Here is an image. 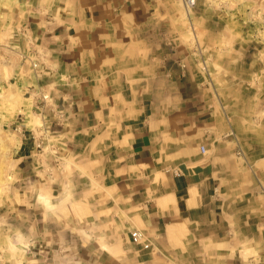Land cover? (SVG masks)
Here are the masks:
<instances>
[{
	"label": "rangeland",
	"instance_id": "1",
	"mask_svg": "<svg viewBox=\"0 0 264 264\" xmlns=\"http://www.w3.org/2000/svg\"><path fill=\"white\" fill-rule=\"evenodd\" d=\"M23 2L0 0V264H119V257L152 264L162 245L142 248L131 232L152 238L144 201L160 192L152 187L163 174L151 186H144L147 178L136 185L119 172L117 158L88 142L92 135L75 133L85 116L66 112L64 100L46 90L53 86L44 74L48 51L37 48L41 41L30 29L37 18L28 12L37 4ZM154 5L141 33L144 41H169V59L157 70L178 76L168 84L190 88L191 97L204 98L197 87H206L213 110L229 117L228 135L214 133L202 154H228L216 158L224 173L223 213L237 219L231 246L218 244L217 254L210 244L207 254H171L170 264H264V0ZM163 96L141 95L146 105ZM169 240L182 245L173 232Z\"/></svg>",
	"mask_w": 264,
	"mask_h": 264
},
{
	"label": "crops",
	"instance_id": "2",
	"mask_svg": "<svg viewBox=\"0 0 264 264\" xmlns=\"http://www.w3.org/2000/svg\"><path fill=\"white\" fill-rule=\"evenodd\" d=\"M30 1L37 4L28 9L37 18L30 29L41 41L37 48L48 51L44 74L53 86L45 89L64 100L66 112L78 109L85 116L74 124L79 127L75 133L92 135L88 142L103 157L117 158L119 172L136 178V185L147 178L144 186H151L163 174L159 187H152L160 192L145 199L142 215L152 235L150 244L162 245L152 264H170L171 254H217L222 251L218 244L231 246L232 221L237 219L233 213L224 216V173L216 161L228 154L210 158L200 150L214 133L225 138L231 123L213 110L206 87H197L204 98L191 97L190 88L168 84L178 76L157 70V62L169 59V41H144L141 33L156 12L157 0L23 3ZM158 80L163 87L158 88ZM157 93L164 95L158 104L146 105L145 99ZM172 231L182 245H171ZM116 259L126 264L125 258Z\"/></svg>",
	"mask_w": 264,
	"mask_h": 264
},
{
	"label": "built area",
	"instance_id": "3",
	"mask_svg": "<svg viewBox=\"0 0 264 264\" xmlns=\"http://www.w3.org/2000/svg\"><path fill=\"white\" fill-rule=\"evenodd\" d=\"M185 5L188 7V8H191L195 5L196 3V0H183ZM38 64L37 63H34V67H37ZM48 97V95H44V98L46 99ZM200 150L201 152L203 153H206L207 152V147L205 144H202L200 146ZM131 239L133 241V243L135 244H141L143 245L145 248H148L150 247V240L148 239V237H146V234L140 230V229H134L132 230L131 232Z\"/></svg>",
	"mask_w": 264,
	"mask_h": 264
},
{
	"label": "bare ground",
	"instance_id": "4",
	"mask_svg": "<svg viewBox=\"0 0 264 264\" xmlns=\"http://www.w3.org/2000/svg\"><path fill=\"white\" fill-rule=\"evenodd\" d=\"M162 202H164V201H162ZM165 205V203H162V206H164ZM173 232V231H172Z\"/></svg>",
	"mask_w": 264,
	"mask_h": 264
}]
</instances>
